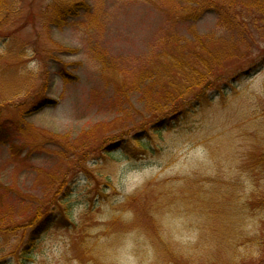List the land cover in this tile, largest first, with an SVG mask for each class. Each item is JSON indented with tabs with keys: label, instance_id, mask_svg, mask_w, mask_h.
<instances>
[{
	"label": "rangeland",
	"instance_id": "374dc122",
	"mask_svg": "<svg viewBox=\"0 0 264 264\" xmlns=\"http://www.w3.org/2000/svg\"><path fill=\"white\" fill-rule=\"evenodd\" d=\"M185 2L20 0L0 30L2 264L32 239L26 264H264V0H237L255 11L238 24L174 19ZM249 32L255 47L234 50ZM195 39L199 65L205 48L245 56L154 127L168 56Z\"/></svg>",
	"mask_w": 264,
	"mask_h": 264
},
{
	"label": "trees",
	"instance_id": "16d2710c",
	"mask_svg": "<svg viewBox=\"0 0 264 264\" xmlns=\"http://www.w3.org/2000/svg\"><path fill=\"white\" fill-rule=\"evenodd\" d=\"M185 4H181L174 15V19H186L194 24H196L197 20L201 18V16L207 10H213L218 15L220 22H233L234 24H238L242 20H252L255 15L254 8L250 10V6H243V10L247 12V17L242 15V11L240 7L236 5L237 0H185ZM20 5V0H0V30L6 27L11 21L12 16L18 12V6ZM56 9L60 10L59 8L63 9V12L68 16L71 11H75L74 15L77 13V9L75 6L72 5H65L61 6L60 3H57ZM232 7H234L232 9ZM229 17V19H228ZM252 33H248V35L237 37L234 40H231L230 43L233 46L234 50L241 49V45L247 44L249 48L252 50L255 45L252 38ZM198 39L193 40L195 44L198 43ZM180 44V43H179ZM201 48L197 46L195 50L192 51L191 58L186 59L185 54L182 57L176 55H169L168 56V69L166 72V77L168 78V84L173 85V96L169 95L168 100L165 101L162 105L158 107V111H162V113L154 119L152 122L154 123V127L157 128L163 126L167 121L175 120L179 118L186 109V107L194 101L193 99H189L188 95L193 92L197 91L199 88V92L196 94V98L199 100L202 96L208 95V92L217 86V84L224 80L227 76L226 74L229 72L231 65L235 63L234 61H241L242 58L245 56L244 53H218L213 54L208 51L206 48V52L208 57L205 60L200 59L199 62V53L204 52V45L202 42L198 43ZM186 45H180L179 50L182 51ZM238 47V49H236ZM173 68L174 70H171ZM185 72V73H182ZM182 75V79L175 84L174 80L179 79L176 74ZM49 103L42 99L39 102L38 106L35 108L42 107L44 104ZM166 104H171L173 107L172 111L163 112V108ZM187 104V105H186ZM53 105V104H52ZM193 105V104H192ZM147 125V124H146ZM146 125L142 126L144 128ZM145 129H142L139 132H136L134 141H136L142 148L146 147V143L142 139L144 136ZM159 132V131H158ZM161 132V131H160ZM118 141L115 142V141ZM117 140H113L109 147L110 149H115L118 147L128 148L126 136H120ZM133 141V140H131ZM71 202V201H70ZM67 201L64 205V214L65 216L70 215L71 212V203ZM49 221L47 222V224ZM241 234L240 232L234 233L235 236ZM33 239L29 242L27 249L23 252V256L21 258V264H26V258L29 257L28 251H32L34 249L33 246ZM0 264H2L0 262Z\"/></svg>",
	"mask_w": 264,
	"mask_h": 264
}]
</instances>
